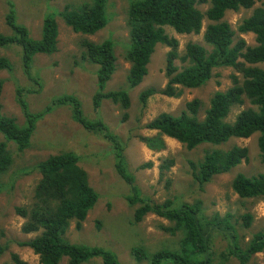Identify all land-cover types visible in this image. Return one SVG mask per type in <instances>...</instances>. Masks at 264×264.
<instances>
[{
    "label": "trees",
    "instance_id": "1",
    "mask_svg": "<svg viewBox=\"0 0 264 264\" xmlns=\"http://www.w3.org/2000/svg\"><path fill=\"white\" fill-rule=\"evenodd\" d=\"M257 2L264 3V0H131L129 4V35L128 41L123 43V52L130 62L127 74L130 88L144 80L158 44L172 47L167 54L165 66L167 83L159 92L163 95L178 97L182 87L199 88L211 80L218 68L231 67L242 73L243 77L235 76L233 86L214 93L204 116H200L203 102L195 98L187 102L180 113L162 112L146 124L148 129L157 132L156 136L145 138L147 145L154 150L165 147L163 136L174 138L189 149L203 144L214 147L207 150L202 160L192 163L194 179L200 186L211 181L215 175L229 172L247 159L246 147L236 144L227 148L221 146L232 138H248L258 133L257 143L264 163V4L256 7L238 26L239 32L254 33V46H248L243 38L236 40V31L225 20L228 11L252 8ZM108 3L109 0H92L76 8L67 6L58 15L74 31L95 34L108 24ZM200 4H209V7L203 12ZM56 14L55 10V13L45 15L41 36L36 38L25 24L17 20L15 5L10 3L6 21L11 31H0V47H20L24 72L35 83L37 79L32 74L34 58L38 54H52L58 49ZM204 20L208 21L204 39L210 48L189 41L184 53H179L176 49L178 41L167 34L166 27L170 26L180 34H199ZM83 47L84 56L98 66L95 110L100 108L103 99L129 106L128 90H104L117 68L118 55L114 40H85ZM177 59L190 64L180 67L176 65ZM11 68V60L0 56V70ZM2 88L3 80H0V92ZM156 92L154 87H149L140 93L144 106ZM18 93V102L27 122L20 125L13 117L0 113V132L5 137V140L0 141V173L7 171L13 162L9 143L14 142L16 150L24 152L30 145L35 121L39 118V114L29 110L22 91L18 90ZM246 100L252 106L243 109L234 120H230L233 108L243 105ZM52 104L72 105L77 121L88 130L103 133L112 141L116 148V167L131 184V193L127 199L130 204L140 203L135 209V220L139 222L148 214H156L172 223L164 227L166 231L182 235L178 247L157 250L149 257L144 248L133 247L132 253L137 260L148 258L149 264H163L166 261L170 264H215L214 246L220 235L226 241V252L222 253L224 260L234 256L245 264L255 254L264 251V230L252 233L251 239L245 242V236L228 217L209 218L199 206L200 203H177L170 198L157 202L143 197L133 183L134 178L126 171L125 147L108 125L100 118H88L81 100L74 95L59 96ZM34 168L41 173V179L35 187L34 202L16 207L15 210L24 218L22 230L37 234L20 244L38 254L40 264H62L64 259L67 264H82L94 257H101L100 264H121L113 250L72 243L65 237L71 222L75 220L80 225L99 198V193L89 182L87 171L79 165V156L74 151H62L40 161ZM232 186L240 197L260 198L264 201V173L252 176L239 173L233 179ZM251 223V215H244V226L248 227ZM6 249V245L0 243V255ZM11 256L14 264H27L16 253Z\"/></svg>",
    "mask_w": 264,
    "mask_h": 264
},
{
    "label": "rangeland",
    "instance_id": "2",
    "mask_svg": "<svg viewBox=\"0 0 264 264\" xmlns=\"http://www.w3.org/2000/svg\"><path fill=\"white\" fill-rule=\"evenodd\" d=\"M91 1L0 0V31H11L6 21L10 3L15 5L17 20L29 28L33 37L41 36L45 15L55 13V10L59 27L58 49L52 54H38L33 60L32 74L37 83L31 81L24 72L19 46L0 47V56H5L12 62L11 70H0V80H3L0 113L13 117L20 125L27 122L18 102V90H21L29 110L39 114L29 147L24 152H18L15 143L11 141L9 150L13 162L7 171L0 173V243L7 247L5 253L0 255V264H14L11 256L13 253L27 264H40L39 255L30 247L20 244L37 233H25L22 230L24 218L17 214L15 208L34 202L35 187L41 179V173L34 168L35 165L62 151H74L79 156V165L87 171L91 186L99 193L97 203L85 220L80 225L75 220L71 222L65 233L70 242L113 250L121 264H149L148 258L137 260L132 248H144L149 257L157 250L175 249L182 237L179 233L166 231L164 227L172 223L156 214H148L139 222L135 220V209L140 203L130 204L127 199L131 193V184L116 167V148L112 141L103 133L88 130L77 121L72 105L52 104L54 99L67 94L78 97L86 116L102 119L124 145L126 171L134 178L133 183L143 197L157 202L170 198L177 203H200L199 206L207 217H228L245 236V242H248L252 233L264 230V201L260 198L240 197L234 191L232 181L239 173L248 176L264 173V163L257 143L258 133L248 138H232L221 145L223 148L235 144L246 147L248 157L229 172L215 175L204 186H200L194 179L192 163L202 160L207 150L214 148L212 145L203 144L189 149L180 141L163 136L165 147L154 150L145 141V138L157 135L155 130L146 127L157 115L162 112L178 114L187 102L198 98L203 102L200 116H204L214 93L233 86L235 76L243 77L242 73L231 67L218 68L211 80L199 88L182 87V93L178 97L163 95L159 92L167 83L165 66L167 54L172 47L158 44L144 80L138 86L130 88L127 79L130 62L124 56L123 43L128 41V10L131 0H109L108 24L95 34L74 31L58 15L67 6L76 8ZM263 4L257 2L252 8L227 12L225 20L236 31V40L243 38L248 46L256 44L254 33L239 32L238 26L256 7ZM199 6L205 12L209 4ZM207 24L208 21L204 20L199 34H180L170 26L166 27V32L175 37L178 41L176 49L183 54L189 41L210 48L204 39ZM107 38L115 42L118 61L116 71L104 90H128L130 104L123 106L110 99H103L100 108L95 110L98 66L84 56L83 43L85 40L99 42ZM189 64L182 59L176 60V65L180 67ZM149 87H154L157 92L148 98L144 106L140 93ZM248 101L233 108L229 119L234 120L240 111L251 107ZM2 140L5 137L0 132V141ZM247 214L252 218L248 227L243 224V216ZM225 245V238L221 235L217 237L214 246L215 264H242L234 256L223 259ZM101 261V257H94L82 264H100ZM62 264H67V260L64 259ZM163 264L170 263L166 261ZM245 264H264V251L255 254Z\"/></svg>",
    "mask_w": 264,
    "mask_h": 264
}]
</instances>
